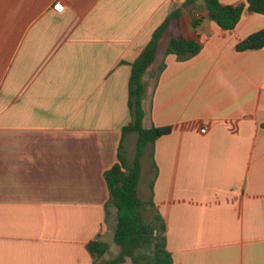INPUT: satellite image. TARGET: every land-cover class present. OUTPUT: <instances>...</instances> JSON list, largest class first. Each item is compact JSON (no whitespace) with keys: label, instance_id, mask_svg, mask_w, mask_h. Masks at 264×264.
Returning <instances> with one entry per match:
<instances>
[{"label":"crops","instance_id":"0c3cea01","mask_svg":"<svg viewBox=\"0 0 264 264\" xmlns=\"http://www.w3.org/2000/svg\"><path fill=\"white\" fill-rule=\"evenodd\" d=\"M184 1L0 0V264H92L88 241L111 238L104 171L120 143L127 163L136 149L130 63ZM219 1L245 4L233 29L195 2L143 76L144 126L171 127L148 198L173 264H264V47L235 49L264 14ZM182 35L201 48L178 60L166 48Z\"/></svg>","mask_w":264,"mask_h":264},{"label":"trees","instance_id":"16d2710c","mask_svg":"<svg viewBox=\"0 0 264 264\" xmlns=\"http://www.w3.org/2000/svg\"><path fill=\"white\" fill-rule=\"evenodd\" d=\"M199 0H185L180 6L174 7L164 20L152 32L149 41L143 47L136 59L130 63L131 71L128 79V109L130 121L123 127L122 134L135 132L136 149L131 163H127L119 145L117 161L104 171V178L109 191L108 204L116 208V222L113 227L112 242L119 247L118 253L108 260H103L109 248V242L98 236L88 241L86 250L92 257V264H122L126 258L132 264H173L171 252L166 248L165 224L156 208L152 197L141 200L137 189L141 174L140 158L147 147L153 154L154 142L162 135L171 131L170 126H151L143 124L145 110L144 97L148 83L144 73L155 59L158 43L164 31L173 19L179 21L184 8L191 7ZM207 17L221 29L231 30L238 23L245 4H222L219 0H201ZM247 10L264 14V0H245ZM201 17H191V25L195 27ZM264 47V27L250 33L235 45L237 51L260 49ZM201 43L197 39L184 35L172 37L167 45L166 53L174 54L178 60H185L197 54ZM160 64L155 77L162 71ZM154 164V163H153ZM152 182L150 190L152 191ZM149 212V214H147Z\"/></svg>","mask_w":264,"mask_h":264},{"label":"rangeland","instance_id":"374dc122","mask_svg":"<svg viewBox=\"0 0 264 264\" xmlns=\"http://www.w3.org/2000/svg\"><path fill=\"white\" fill-rule=\"evenodd\" d=\"M136 135V133H134ZM134 137V139L136 138ZM149 147H147L145 150L146 152H144V154L141 156L140 158V165H141V175H140V179H139V189H137V193L138 196L140 197L141 200H147L148 199V195L150 193V183L152 181V176L150 174L151 172V165H152V156H151V150L148 149ZM151 149V148H150ZM107 241L109 242V248L107 250V252L104 254L103 256V260H108L110 258H112L113 256H115L118 251H119V247L114 244L112 242V239H107ZM129 264V263H127Z\"/></svg>","mask_w":264,"mask_h":264},{"label":"built area","instance_id":"2783aa9c","mask_svg":"<svg viewBox=\"0 0 264 264\" xmlns=\"http://www.w3.org/2000/svg\"><path fill=\"white\" fill-rule=\"evenodd\" d=\"M205 130H206V127L201 128L202 132H205Z\"/></svg>","mask_w":264,"mask_h":264}]
</instances>
